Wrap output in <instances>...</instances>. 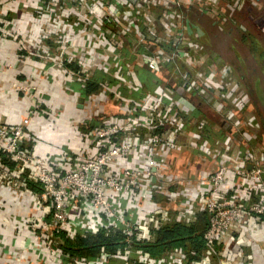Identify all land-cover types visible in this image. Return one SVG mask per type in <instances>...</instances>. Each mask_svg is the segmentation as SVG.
Listing matches in <instances>:
<instances>
[{
    "label": "built area",
    "instance_id": "1",
    "mask_svg": "<svg viewBox=\"0 0 264 264\" xmlns=\"http://www.w3.org/2000/svg\"><path fill=\"white\" fill-rule=\"evenodd\" d=\"M6 1L0 0V5ZM176 1L175 8L183 7L182 1ZM212 2L216 0H210L206 8L224 13L225 9L218 5L219 2L214 5ZM223 2L231 5V10H240L245 0ZM189 5H185L187 12H190ZM151 6L150 0H48L38 3L42 12L61 19L72 35L79 39L76 43L74 38L57 41L54 50L39 58V64H49V59L55 57L59 65L74 63L79 71L76 76L79 77L80 93L94 75H103L102 98L110 104L109 107L101 104L99 110L74 123L86 129L89 143L95 141L98 147L94 158L77 161L67 143L62 146L61 153L55 155L42 154L35 147L25 148L32 119L39 115L47 116L48 111L38 102L39 93L34 83L25 81L10 88L27 96L30 103L17 124L11 127L0 123V152L15 168L30 170L31 179L40 187L37 224L26 248L28 254L36 257L38 264H228L222 261L223 238L236 225L256 219L264 223V147L258 130L247 134L249 125L239 119L237 114L240 111H228L226 119L220 120L230 126L233 134L238 133L236 137L226 132L224 127H219L212 135L207 122L191 117L194 111L181 115L179 111L182 108L176 106L178 100H170L167 93L156 102L150 96L138 93V84L130 75L131 80H128L112 72L106 73V67L102 69L105 60L94 70L86 68L85 61L100 53L103 44L116 47V53L118 41L122 40V35L132 33L130 27L134 22L142 20L145 23L151 17ZM17 9L19 12H34L25 2H18ZM40 10L35 8V11ZM73 11L79 13V19L63 20V12ZM208 11L201 10L202 13ZM154 13L161 19L173 16L174 11L167 9L161 14ZM118 14L124 16L127 27L121 23L123 21ZM110 20L123 26L121 32H109L103 26L104 21ZM146 28L139 27L141 32ZM172 28L175 31L174 27H165L164 30L172 35ZM175 32L173 40L181 42V30ZM126 41L130 42V37L127 36ZM196 51L198 48L192 53ZM44 74L42 70L40 79ZM213 76L214 72L209 69L205 76L208 84ZM71 82L67 81L66 90L70 89L68 85ZM193 90L203 88L199 86ZM4 94L0 88V100ZM83 101L90 104L93 98L83 96ZM117 116L119 120H115ZM217 147H223V150L212 154L211 151ZM164 151L175 156L184 154L185 160L187 157H199L215 164L212 172L199 180L198 195L181 198L174 193L167 204H156L152 198L154 194L170 193L172 188L179 186L176 177L180 176L175 171L179 168L169 170L165 167L164 158L161 161L156 159ZM134 158L135 163L129 165L126 162ZM199 215L206 217L207 226L203 233L206 249L198 260H190L181 249L152 257L133 247L135 243L153 242L156 233L166 225H192ZM101 232L119 233L127 247L124 251L117 249L115 253L101 248L99 255L91 259H70L61 248L60 233L75 238ZM258 251L264 253V248L243 246L240 253L242 264H253ZM8 253L11 254L10 250ZM190 254L194 255V252Z\"/></svg>",
    "mask_w": 264,
    "mask_h": 264
},
{
    "label": "crops",
    "instance_id": "2",
    "mask_svg": "<svg viewBox=\"0 0 264 264\" xmlns=\"http://www.w3.org/2000/svg\"><path fill=\"white\" fill-rule=\"evenodd\" d=\"M47 1L7 0L0 5V88L5 92L0 100V123L12 127L24 117L30 99L11 91L10 88L15 84L30 81L37 86L38 102L48 111V115H39L32 119L25 148L35 147L34 149L42 154L55 155L61 153L62 146L67 143L77 161L92 159L98 152L97 143H89L87 130L74 125L78 119L94 112L92 108L95 106L84 101L80 103L84 95L79 91V77L76 76L78 69L74 63L57 64L56 57L49 59V64H39V58L46 57L49 51L54 50L57 41L74 38L76 43L79 40L61 19H56L55 15L42 12L38 8L39 2ZM150 1L153 6L160 5L159 0ZM18 2H25L34 12H19ZM168 2L169 0H165L160 6ZM35 8L40 11H35ZM62 17L63 20L72 21L79 19V13L63 12ZM101 54L100 51L93 57L90 56L85 61L86 68H98L99 63L103 61ZM42 70L45 74L43 79H40ZM67 81H72L68 85L69 90L65 88ZM102 93L103 89L99 87L97 94L90 95L92 102L103 100ZM99 106L97 104L98 110ZM119 119V116L115 117V120ZM210 131L214 135L215 131L211 128ZM222 150L223 147H217L211 153L218 154ZM2 155L0 152V264H27L30 261V264H38L36 257L28 254L26 248L37 224L40 187L31 179L30 170L9 166L3 161ZM183 157L184 154L178 153L175 156L166 151L162 152L161 156H156L160 161L164 158L167 169L175 170L178 167L175 171L180 176L176 177L179 186L172 188L170 193L153 195L157 205L167 204L174 193L181 198L198 195L199 180L214 169V163L202 158L187 157L185 160ZM126 162L131 165L136 159ZM243 246L264 248V223L261 219L232 228L222 241V261L229 262L228 264H242L240 253ZM253 264H264V253L258 251L254 255Z\"/></svg>",
    "mask_w": 264,
    "mask_h": 264
},
{
    "label": "rangeland",
    "instance_id": "3",
    "mask_svg": "<svg viewBox=\"0 0 264 264\" xmlns=\"http://www.w3.org/2000/svg\"><path fill=\"white\" fill-rule=\"evenodd\" d=\"M164 1L159 0L160 5ZM177 2L169 0L166 5L151 6V17L145 23L142 20L140 23L134 22L130 27L132 33L122 35V40L117 42L119 48L116 53V47H105L103 44L100 56L105 61L102 69L106 67V73L112 72L122 79L131 80V76L138 84V93L148 95L156 102L167 93L170 100H178L176 106L182 108L179 111L181 115L194 111L191 117L196 116L207 122L214 133L219 129L220 120L226 119L228 111H240L237 114L239 119L249 125L247 134H254L252 131L258 130L264 147V71L261 72L264 70V60L261 64L255 62L240 40L243 34L250 33L259 38L264 46V28L260 30L255 24V18L264 13V0H245L240 10H231L232 6L223 0L211 3L214 5L219 2L218 5L225 9L224 13L206 8L210 0H183V7L178 9L175 8ZM187 3L191 5L190 12L186 11ZM167 9L174 11L173 16L160 19V16L153 14L155 11L161 14ZM202 9L209 11L202 13ZM117 16L127 27L124 16ZM103 26L109 32H121L123 28L107 21H104ZM139 27L147 28L141 32ZM165 27L181 30V42L173 40V35L176 34L173 28L171 35V32H165ZM203 34L205 43L212 45H208V48L210 46L211 50L217 52L218 57H214L215 59L207 54L205 43L200 42ZM127 36L130 37V42L126 41ZM196 48L198 51L192 53ZM236 55L243 66L242 72H236L231 67L230 62L238 61ZM209 69L214 72L210 84L205 78ZM142 73L146 76H142ZM224 74L225 78L220 81L219 77ZM144 82L147 84L146 88ZM250 84L256 89L253 90ZM199 86L203 90H193ZM112 90L115 92L116 88ZM95 102H90L95 105L93 110L97 109V104L110 106L109 102L105 103L103 100Z\"/></svg>",
    "mask_w": 264,
    "mask_h": 264
},
{
    "label": "trees",
    "instance_id": "4",
    "mask_svg": "<svg viewBox=\"0 0 264 264\" xmlns=\"http://www.w3.org/2000/svg\"><path fill=\"white\" fill-rule=\"evenodd\" d=\"M110 22L112 21H108V23ZM255 24L260 30L264 28V13L255 18ZM240 40L247 47V50L253 60L255 62L258 61L261 64L262 60H264V46L262 45L260 39L255 38L250 33H245L240 37ZM200 42L205 43L204 34L201 36ZM208 45H210L208 42L204 44L205 50L208 55L213 57L212 59H215L214 57H218L217 52L211 50L210 46L212 45H210L209 48ZM236 57L238 59L237 55ZM235 62L237 63H233V61L230 62L231 67H233L236 72H242L241 68H243V66L241 65V62H239V59ZM263 71L264 70H261V72ZM142 76L146 75L142 73ZM104 81L105 77L103 75L93 77L86 83L81 93L84 96L97 94L99 87H102L103 89L101 83ZM144 84L146 88L147 84L145 82ZM250 85L253 90L256 89L253 84ZM2 157L4 158L3 161L9 166L13 165L8 162L4 155H2ZM206 226V217L204 215H199L197 221L192 225L185 226L178 223L166 225L156 233L157 235L153 242L135 243L133 244V247L152 257H159L167 251L181 249L189 255L190 260H198L206 249L205 241L203 239V233L206 230ZM59 236L62 240L61 248L64 253L69 255L70 259L94 258L99 255L101 248H104L105 251L109 253H115L117 249L124 251L127 247L124 243H122L123 237L119 233L115 232H101L94 235L86 234L83 236L78 235L75 238L67 237L64 233H60ZM192 252H194V255L190 254Z\"/></svg>",
    "mask_w": 264,
    "mask_h": 264
},
{
    "label": "water",
    "instance_id": "5",
    "mask_svg": "<svg viewBox=\"0 0 264 264\" xmlns=\"http://www.w3.org/2000/svg\"><path fill=\"white\" fill-rule=\"evenodd\" d=\"M83 101V99H80V103ZM221 127H224L225 128V131L228 132L229 134H231L233 137H236L238 135V133H232V130L230 128V126H227V125H224V124H221Z\"/></svg>",
    "mask_w": 264,
    "mask_h": 264
}]
</instances>
